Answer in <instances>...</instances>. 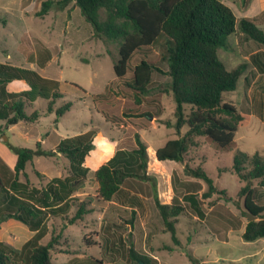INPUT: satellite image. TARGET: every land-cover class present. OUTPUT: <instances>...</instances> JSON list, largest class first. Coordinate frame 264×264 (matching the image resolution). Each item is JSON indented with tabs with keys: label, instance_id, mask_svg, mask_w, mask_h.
<instances>
[{
	"label": "rangeland",
	"instance_id": "rangeland-1",
	"mask_svg": "<svg viewBox=\"0 0 264 264\" xmlns=\"http://www.w3.org/2000/svg\"><path fill=\"white\" fill-rule=\"evenodd\" d=\"M0 1L8 3L7 10L0 7V62L26 69L36 68L42 76L59 81L62 93L61 98L55 99L52 111H47V100L44 98H36L32 106L26 107L28 113L34 109L39 112L34 122L20 121L5 129L0 121L3 132L0 134V158L12 169L16 160L12 147L34 148L35 142L40 140L42 148L53 149V142L59 136H73L89 128L95 131L96 145L87 162L90 170L84 188L79 191L81 194H77L79 199L91 198L88 205L90 211L82 220L72 224L67 219L74 213V207L70 208L67 216H51L47 220V232L39 240L46 244L53 238L50 248L53 262L138 264L129 259L128 250L131 247L155 259L156 264H193L191 258L199 264H264V239L246 241L241 236L247 216L243 197L238 191L247 182L232 169V158L238 150L264 156V72L251 59L256 53L257 59L264 65V45L250 39L239 29L223 37V44L218 48L219 58L229 69L243 63L244 71L236 89L225 92L222 100L244 113L247 122L238 127L236 145L232 149L221 150L201 136L190 152L191 164H201L212 177L214 186L224 189L225 193L204 197L206 184L186 176L179 162L158 161L156 158L151 165L148 162L147 172L154 177L157 188L161 189L162 198L159 197V200L165 199L164 191L169 185L181 198L183 210L173 217L176 237L180 242L176 245L163 224L149 188L143 192L142 206L135 212L133 223L130 222L129 209L97 196L94 171L105 161L99 152L102 148H99L98 142L114 147L128 132L135 130L126 123L106 121L92 101L93 94L107 92L115 112H121L124 104L136 105L132 96L123 98V88L130 75L119 79L113 70V63L118 58V43L97 36L79 14L77 6L76 11L79 12L69 20L63 7L58 10L53 8L44 15L37 14L43 0H24L22 8L21 0ZM221 1L232 9L237 21L248 17L264 31V0ZM28 2L33 6L28 7ZM71 8H75V3ZM42 48L49 50L52 58L40 68L37 64L43 55L38 57V52ZM34 55V61H30L28 57L34 58ZM142 57L151 59L163 71L153 72L149 92L141 97L138 106L139 110L145 109L154 104L152 101L157 96L160 97L159 116L151 117L148 127L137 129L147 148L150 146L155 152L167 140L183 133L186 127H182L178 134L174 125L176 102L169 90L170 78L164 73L167 70L166 36L160 34L147 55L135 53L132 64ZM68 100L72 102L71 109L55 121V109ZM184 109L187 113L190 106L184 105ZM148 157L151 160L153 153H148ZM66 167L62 156H36L26 165V178L22 173L19 178L41 187L54 174L55 168L63 175ZM249 167L247 164L246 168ZM36 169L43 178L36 175ZM189 181L194 183L193 187L188 184ZM249 184L264 199V186L259 180L253 179ZM187 190L197 194L200 214L182 198ZM0 226V240L18 249L33 234L28 226L12 218L4 219Z\"/></svg>",
	"mask_w": 264,
	"mask_h": 264
},
{
	"label": "trees",
	"instance_id": "trees-1",
	"mask_svg": "<svg viewBox=\"0 0 264 264\" xmlns=\"http://www.w3.org/2000/svg\"><path fill=\"white\" fill-rule=\"evenodd\" d=\"M72 0H43L37 14H47L52 8H61ZM93 32L108 41L118 43V58L113 63L115 75L122 79L129 74V81L123 88V98L132 96L135 107L122 105L121 112L113 110V103L107 92L92 95L95 108L106 121L129 124L128 132L114 147L98 142L109 157L94 171L98 184L97 196L104 201H114L130 208V222L135 218V209L140 208L145 188L152 192L153 201L166 230L174 244L178 245L173 217L178 216L183 205L174 195L170 203H162L157 196L156 182L147 173V145L137 129L150 125V118L160 114V97L149 107L139 110L141 97L148 94L154 71L163 72L151 59L142 57L132 64L135 53L147 55L150 46L160 34L166 36V62L164 71L170 78V87L176 106L173 112L176 131L186 127L178 137L169 139L155 150L159 161L173 160L183 165L186 176L203 181L207 190L204 197L212 193L224 194L217 189L212 177L201 164H191L190 152L196 147L198 137H205L221 150H230L236 145L235 134L239 126L247 122V116L233 104L223 101V94L236 89L239 77L244 71L241 63L227 68L218 56V48L223 37L239 29L250 39L264 45V31L250 18L241 17L238 21L232 9L221 0H73ZM143 51V52H142ZM251 59L262 72L264 65ZM43 55L40 66L49 60L51 54L41 49ZM23 81L27 89L13 91L8 84ZM37 96L48 99L46 109L52 111L55 99L62 96L58 81L42 77L33 69H26L0 62V121L7 129L20 121L34 122L39 117L35 109L26 111L27 103ZM158 104V105H157ZM184 105L190 109L184 112ZM72 107L70 100L55 109L56 118L61 117ZM125 107V109H124ZM2 127L0 126V134ZM95 131L89 129L73 136L62 138L54 149H44L40 141L34 148L12 147L16 154L15 163L10 169L0 158V223L4 219L22 222L33 235L21 248L0 240V264H57L52 261L50 248L52 240L42 244L39 240L47 232V220L51 216H67L70 208L74 213L67 219L69 224L82 220L90 211L91 198L79 199L74 192L79 190L90 170L87 162L95 148ZM62 156L67 167L63 175L49 179L44 186L31 185L25 178V168L36 156ZM249 164L250 167L246 168ZM232 169L246 181L238 194L243 197L244 211L255 216L248 220L241 234L246 241L264 239V199L259 197L249 182L257 179L264 186V156L255 152L251 155L240 150L232 158ZM38 177L43 175L36 169ZM191 187L194 183L189 181ZM145 195V194H144ZM200 214L197 194L187 190L182 196ZM130 260L137 263L156 264L155 259L129 248ZM193 264H199L196 259ZM96 262H99L96 260ZM101 264V261L99 262Z\"/></svg>",
	"mask_w": 264,
	"mask_h": 264
},
{
	"label": "crops",
	"instance_id": "crops-1",
	"mask_svg": "<svg viewBox=\"0 0 264 264\" xmlns=\"http://www.w3.org/2000/svg\"><path fill=\"white\" fill-rule=\"evenodd\" d=\"M23 1L24 0H21V3H20V6H21V8L23 7ZM26 2V1H25ZM74 4V1L72 0V1H69L65 6H63V8L62 9H65V11L67 12L66 13V18H68L69 20H71V19H73V17L75 16V14H77L76 12H79V11H76V5H75V8H71L72 7V5ZM27 6L28 7H30V6H33V3L31 4L30 2H28L27 3ZM0 7L1 8H5V10H7V7H8V3L7 2H4L3 3V1H0ZM53 9V8H52ZM55 9V8H54ZM57 10L59 9V8H56ZM55 9V10H56ZM52 11V10H51ZM50 11H48V13H49ZM79 14H81L80 12H79ZM76 19L77 20H79V17H76ZM75 24H78V23H75ZM50 54H51V52H50ZM36 57H35V55H34V58H31L30 56L28 57V59L30 60V61H34V59H35ZM52 58V55L50 56V58H49V60H47L46 62H45V64L43 65V66H40L39 64H37L40 68H43V67H45L46 65H47V63L50 61V59ZM32 63L33 62H31V65H32ZM31 68H33V67H31ZM38 74H40L39 73V71L38 70H36V68H33ZM41 75V74H40ZM42 76V75H41ZM42 77H46V76H42ZM46 78H49V77H46ZM50 79H53V78H50ZM53 80H56V79H53ZM59 82V81H58ZM8 88L10 89V90H13V91H20V90H23V89H27L28 88V85H26L23 81H19V80H16V81H13V82H11V83H9L8 84ZM58 89H59V84H58ZM62 94V93H61ZM62 97V96H61ZM60 97V98H61ZM36 98H43V97H40V96H37ZM36 98L33 100V101H29L28 103H27V106L29 107V106H32L33 104H34V101L36 100ZM45 100H47L48 101V99H46V98H44ZM47 106V105H46ZM35 110V109H34ZM37 110V109H36ZM17 124V123H16ZM10 127V126H9ZM8 127V128H9ZM90 129V128H89ZM89 129H87V130H89ZM87 130H84L83 132H85V131H87ZM26 132H27V130H26ZM80 133H82V132H80ZM59 136V135H58ZM62 138H64L63 136L61 137V136H59L57 139H56V142L54 141L53 143V149L55 148V146L57 145V143L62 139ZM36 139V137L34 138V140ZM38 141H40V140H38ZM40 143H41V147H42V142L40 141ZM100 153H101V155L103 156V159L104 160H106L108 157H109V155H107L102 149H100V151H99ZM150 152H152L153 153V158L151 159V160H149V157H148V162H149V165H151L152 163H153V161H155L154 159L156 158L155 156H154V150L153 149H151L150 148V146L147 148V153H150ZM92 153V152H91ZM34 159V158H33ZM157 160V159H156ZM159 161V160H158ZM161 163V162H160ZM159 163V164H160ZM89 164H91V161H90V163ZM155 164H157V163H155ZM148 173V172H147ZM149 174V173H148ZM61 175V173L60 172H58V170L55 168V170H54V174H52L51 176H49V179H51V178H53V177H58V176H60ZM48 179V180H49ZM47 180V181H48ZM84 184H85V182H84ZM84 184H83V186L81 187L82 189L84 188ZM80 188V189H81ZM156 188H157V184H156ZM80 189L79 190H77L76 192H74V195H79V194H81V193H79V191H80ZM157 196H158V198L160 197V199L162 198L161 197V189L158 187L157 188ZM165 199H163V201H161L162 203H170L171 201H172V197L174 196V195H176L177 197H179L177 194H175L174 193V189H173V186L172 185H169V187L167 188L166 187V189H165ZM185 194V193H184ZM183 194V195H184ZM77 195V196H78ZM180 198V197H179ZM181 199V198H180ZM110 202H114V201H110ZM115 204H116V206H119L120 207V205H118L116 202H114ZM141 206H142V204H141ZM128 209H130V208H128ZM135 209V211H137L138 210V208H134ZM2 224V222L0 223V225ZM1 227V226H0ZM33 233H34V231H32ZM33 235V234H32ZM31 235V236H32Z\"/></svg>",
	"mask_w": 264,
	"mask_h": 264
},
{
	"label": "water",
	"instance_id": "water-1",
	"mask_svg": "<svg viewBox=\"0 0 264 264\" xmlns=\"http://www.w3.org/2000/svg\"><path fill=\"white\" fill-rule=\"evenodd\" d=\"M2 138H3V137H2ZM246 216H247V219H248V220H253V219H255V216L252 215V214H250V213H247ZM138 264H144V263H143L142 261H140V262H138Z\"/></svg>",
	"mask_w": 264,
	"mask_h": 264
}]
</instances>
